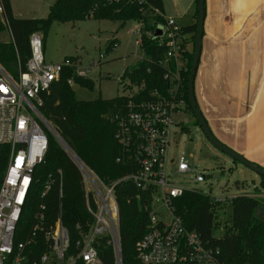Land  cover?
Segmentation results:
<instances>
[{
    "label": "built area",
    "instance_id": "obj_1",
    "mask_svg": "<svg viewBox=\"0 0 264 264\" xmlns=\"http://www.w3.org/2000/svg\"><path fill=\"white\" fill-rule=\"evenodd\" d=\"M125 1L140 4V10L148 15L161 14L143 0H111ZM0 15L5 17V21L0 18V26L8 28L12 41L2 0ZM91 16L92 11L86 17ZM136 24L134 33L138 37L135 44L140 46L144 33L154 38L157 26L162 27V34L157 38L165 44V53L150 63L146 71L150 72L151 66H157L165 83L142 95L144 84H134L127 77L125 83L128 87L133 86L134 92L125 96V101L116 106L109 119L115 126L114 138L119 147L116 162L129 168V172L110 183L102 181L72 151L39 110L44 94L54 82L68 73L67 83L71 85L75 78H85L89 70L79 69L70 58L59 62L46 61L40 32L29 36V56L24 67L19 60L12 70L0 63V146L5 147L7 153L0 175V264H95L97 245L102 238L106 245H111L115 264H121L119 205L115 186L124 182L137 190L135 200L138 207L149 213L147 229L135 243L140 262L225 264L218 259L217 248L183 224L173 205V200L186 191L203 193L177 182L176 175L193 173V183L206 178L202 173H194L185 151L178 155L172 153L181 124L174 115L186 114L189 108L184 90V78L189 69L186 53L189 49L188 35L171 16L164 15L163 22L154 24L148 31L143 30L141 22ZM115 46L114 43L112 48ZM99 58L103 55L100 54ZM49 136L54 137L80 172L88 216L72 228L63 222L62 172L58 170L48 174L40 193L41 197L46 196L53 183L59 182L57 214L47 217L41 211L25 234L19 228V221L32 196L35 168L44 160ZM240 194L264 198V192H243L226 197L205 195L212 202L214 214L216 206L232 201ZM156 203L168 212V221L160 211L157 213ZM40 208L45 209V205L41 204Z\"/></svg>",
    "mask_w": 264,
    "mask_h": 264
},
{
    "label": "trees",
    "instance_id": "obj_2",
    "mask_svg": "<svg viewBox=\"0 0 264 264\" xmlns=\"http://www.w3.org/2000/svg\"><path fill=\"white\" fill-rule=\"evenodd\" d=\"M146 5L157 9L161 14L148 15L140 10V4L132 1L111 2V0H55L43 18H16L11 14L8 0H3L5 13L12 35L11 42H0V63L12 70L19 60L22 67L29 56V36L40 32L44 45V35L53 21L74 22L84 18L108 19L141 22L143 30L153 29L154 24L163 22L164 10L162 0H143ZM92 11L91 17H86ZM194 16L197 19V0L194 5ZM1 28V27H0ZM187 35L191 49L186 53L189 59L188 71L184 78L186 100L187 81L194 54L196 21L192 25L182 26ZM115 40L107 46L109 49ZM116 44V43H115ZM143 59L127 66L119 81L125 84L127 77L134 84H144L142 95L165 83L162 72L157 66L148 65L163 56L165 44L158 38L142 35ZM131 71V72H130ZM68 73L54 82L44 94L40 112L50 121L60 137L72 151L104 182L110 183L129 172V168L116 162L119 147L114 138V124L109 116L116 106L122 104L126 97L116 96L111 99L96 98L79 100L67 83ZM76 82L86 85L82 78ZM189 108L190 104H189ZM196 123L199 125L198 120ZM6 148L0 146V175ZM238 162L236 160H233ZM256 164V163H255ZM258 165V164H257ZM260 166V165H259ZM262 167V166H260ZM264 168V167H262ZM62 172V219L65 225L72 228L75 223L87 217L84 204L83 184L80 172L66 152L59 146L53 136H49L48 148L43 162L35 168L32 196L23 209L19 228L23 233L29 232L41 211L47 217H55L59 203V182L56 180L46 196L40 193L49 173ZM259 189L264 191V175H259ZM137 190L129 183L115 186V195L119 205V232L121 264H137L136 241L144 234L149 221V213L138 207L135 200ZM41 204L45 209L41 210ZM175 214L181 217L183 224L196 231L200 238L218 249V259L225 264H264V199L240 194L231 201V224L221 237H214L216 229L213 205L210 198L200 191H186L173 200ZM260 207L261 214H257ZM98 259L95 264H115L111 245H106L104 238L97 245Z\"/></svg>",
    "mask_w": 264,
    "mask_h": 264
},
{
    "label": "rangeland",
    "instance_id": "obj_3",
    "mask_svg": "<svg viewBox=\"0 0 264 264\" xmlns=\"http://www.w3.org/2000/svg\"><path fill=\"white\" fill-rule=\"evenodd\" d=\"M53 2L54 0H10L11 14L16 18H21L19 16L43 18L46 17V10ZM0 18L5 21L4 15H0ZM178 21L186 24L185 19ZM136 25V22L131 20L122 24L116 20L96 18H84L74 22L53 21L44 35L45 60L59 62L64 58H70L79 69L89 70L86 77L82 78L86 80V85L76 81L70 85L79 100L129 96L134 92V87H128L126 83L123 85L119 79L127 66L145 56L142 46L135 44L138 37L134 33ZM113 40L116 46L107 49ZM0 42H11L8 28L4 25L0 28ZM100 54L103 58H99ZM174 118L181 124L177 130L176 144L172 147L173 155L185 151L189 155L194 173L206 176L204 181L193 183L191 181L193 173L180 174L175 176L177 182L212 196L226 197L243 192L253 194L264 192L259 189L257 173L242 163L233 161L206 138L190 108L186 114L176 113ZM215 173L220 177L214 178ZM154 207L159 209L157 213L160 211L167 221L170 219L168 212L160 203H156ZM214 212V222L217 226L212 235L221 237L231 224V201L216 206ZM159 217L162 218L160 214Z\"/></svg>",
    "mask_w": 264,
    "mask_h": 264
},
{
    "label": "crops",
    "instance_id": "obj_4",
    "mask_svg": "<svg viewBox=\"0 0 264 264\" xmlns=\"http://www.w3.org/2000/svg\"><path fill=\"white\" fill-rule=\"evenodd\" d=\"M162 1L165 16L195 23L196 0ZM204 9L197 105L221 143L264 167V0H204Z\"/></svg>",
    "mask_w": 264,
    "mask_h": 264
},
{
    "label": "water",
    "instance_id": "obj_5",
    "mask_svg": "<svg viewBox=\"0 0 264 264\" xmlns=\"http://www.w3.org/2000/svg\"><path fill=\"white\" fill-rule=\"evenodd\" d=\"M204 15H205V9H204V0H197V19H196V34H195V40H194V54L193 59L191 62V67L189 71L188 81H187V95L189 104L191 107V110L193 111L196 119L199 122V126L201 130L203 131L206 138L219 150L224 152L225 154L229 155L232 160H236L243 165L247 166L251 170H253L258 175H264V168L260 167L259 165L255 164L254 162H251L247 160L244 156L237 153L236 151L232 150L225 144L221 143L211 132L204 116L202 115L195 98L194 94V78L200 58V52H201V45H202V35H203V26H204ZM162 34V27L161 25H158L154 34V38L159 37ZM214 178H219L220 175L218 173L213 174ZM257 214H261V209L258 207Z\"/></svg>",
    "mask_w": 264,
    "mask_h": 264
}]
</instances>
